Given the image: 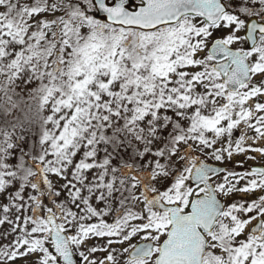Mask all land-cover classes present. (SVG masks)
Wrapping results in <instances>:
<instances>
[{
	"label": "snow or ice",
	"instance_id": "obj_1",
	"mask_svg": "<svg viewBox=\"0 0 264 264\" xmlns=\"http://www.w3.org/2000/svg\"><path fill=\"white\" fill-rule=\"evenodd\" d=\"M0 264H264V0H0Z\"/></svg>",
	"mask_w": 264,
	"mask_h": 264
},
{
	"label": "rangeland",
	"instance_id": "obj_2",
	"mask_svg": "<svg viewBox=\"0 0 264 264\" xmlns=\"http://www.w3.org/2000/svg\"><path fill=\"white\" fill-rule=\"evenodd\" d=\"M239 158H242V157H238V159H239ZM259 160H260V158H259V156H257V161H259ZM249 163L252 164V163H255V162H253V161H249ZM246 166H247V165H246Z\"/></svg>",
	"mask_w": 264,
	"mask_h": 264
}]
</instances>
